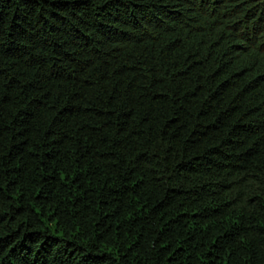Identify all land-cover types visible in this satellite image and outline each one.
<instances>
[{
    "label": "trees",
    "instance_id": "1",
    "mask_svg": "<svg viewBox=\"0 0 264 264\" xmlns=\"http://www.w3.org/2000/svg\"><path fill=\"white\" fill-rule=\"evenodd\" d=\"M0 264H264V0H0Z\"/></svg>",
    "mask_w": 264,
    "mask_h": 264
}]
</instances>
